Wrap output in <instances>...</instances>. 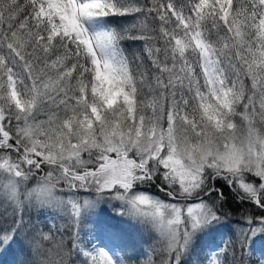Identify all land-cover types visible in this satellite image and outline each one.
Returning <instances> with one entry per match:
<instances>
[{"label": "snow or ice", "instance_id": "6c2138e0", "mask_svg": "<svg viewBox=\"0 0 264 264\" xmlns=\"http://www.w3.org/2000/svg\"><path fill=\"white\" fill-rule=\"evenodd\" d=\"M256 245L264 0H0V264H254Z\"/></svg>", "mask_w": 264, "mask_h": 264}, {"label": "rangeland", "instance_id": "374dc122", "mask_svg": "<svg viewBox=\"0 0 264 264\" xmlns=\"http://www.w3.org/2000/svg\"><path fill=\"white\" fill-rule=\"evenodd\" d=\"M113 217H114V212L112 208L106 204H102L100 205L99 208L95 209L94 213L92 214L90 223L93 225L94 228H98L99 226L103 225L105 222L112 220ZM115 219L119 220L120 218L115 217ZM226 222L228 221H225L222 226H219V232L216 233L215 235V243L211 248V251H215L217 247L222 245V241L225 240L226 238L225 235L226 229L231 233L235 232V225ZM193 256L195 257V263L197 264V260L200 261L201 259V254L197 252L196 254H193ZM252 257L253 260L257 259V261L254 262L255 264H262V262H264V246L256 245L254 250L252 251Z\"/></svg>", "mask_w": 264, "mask_h": 264}, {"label": "trees", "instance_id": "16d2710c", "mask_svg": "<svg viewBox=\"0 0 264 264\" xmlns=\"http://www.w3.org/2000/svg\"><path fill=\"white\" fill-rule=\"evenodd\" d=\"M104 217V216H103ZM226 223H230V224H234L232 221H228V222H226ZM102 224H103V222H102ZM131 231V230H130ZM225 235H226V238H225V240L226 239H228L230 236H232L233 235V232L231 233L230 231H227V229L225 230ZM133 238L135 239V236H133ZM225 240H223L222 241V244L224 243V241ZM141 247H143V245H140ZM221 246V245H220ZM9 260H11V257H9L8 258ZM189 259H190V261H191V264H196L195 263V257L193 256V255H191L190 257H189ZM254 262L255 261H257V259H255V260H253ZM197 264H199V260H197ZM255 264V263H254Z\"/></svg>", "mask_w": 264, "mask_h": 264}]
</instances>
